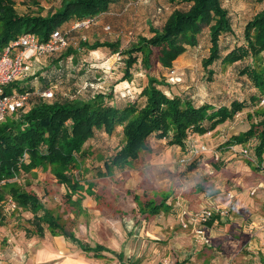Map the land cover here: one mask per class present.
Wrapping results in <instances>:
<instances>
[{"label": "rangeland", "instance_id": "1", "mask_svg": "<svg viewBox=\"0 0 264 264\" xmlns=\"http://www.w3.org/2000/svg\"><path fill=\"white\" fill-rule=\"evenodd\" d=\"M221 1L224 7L229 11L233 28L232 32L225 33L220 38L221 57L223 58L231 50L246 45L244 36L245 27L247 23L264 8V5L258 0ZM128 2L130 6L124 2L123 7L113 8V11L104 15L107 18H104V16L96 18L89 26L83 27L80 30H72L73 22L66 25L64 29L69 34L70 46L72 45L71 48L76 50L79 54L66 58L64 56L48 57L44 58L45 60L43 61H39L38 64L36 63L37 61L35 64L33 61L30 66L29 77L26 78V81H31L32 88H28V90L24 89L23 92L35 91L38 87V91L42 94L43 90L45 91L46 83L51 82L57 84L63 80L62 83H59L56 93L64 95V97H66V95L75 97L74 94H76L86 98L88 94L102 92L111 95L112 99L109 102L111 105H117L119 107L131 101H141L139 97L142 87L148 83L147 71H145L142 65L138 63L134 66L132 69V80L122 81L121 79L124 76L127 56L123 54L119 55V53L115 52L111 47L99 48L93 52L87 49L78 51L77 49L80 41L82 39H87L90 44L96 41H107L111 43L119 41L121 44L120 50H125L130 46V43L136 41L139 36L150 37L151 27L161 28L173 10L188 9L191 3L185 0H130ZM60 3L61 0H16V9L21 15L39 13L47 15L54 12L56 8L59 7ZM108 27H110V29H108ZM210 48L211 41L209 31L205 29L199 36L198 45L193 48H188L187 52L174 62L172 69L163 68L155 61V58H153L152 63L154 69L151 73L157 77L159 81L164 83L160 88L168 95L180 94L183 97H188L193 100L197 106L205 103L213 104L216 107L221 105L230 106L232 101L238 100L247 102V108L238 113L234 119L226 121L215 130L205 135L191 134L185 149L179 146H177V148H175L176 146H169L167 140H162V144L156 147L154 152L161 154L170 152L173 158H179V156L183 158L189 153L188 148L192 144L199 149L203 147L207 148L205 153L194 161L192 160V162H189L186 166H183L185 170L182 171V185L188 184V196H195L197 193L201 192L212 193L216 196L215 199L214 197L209 199L210 202L206 200L208 205H210L209 208L214 213L211 219L218 218V220H220L221 217H223L225 221L231 218H238L241 220V232L237 233L233 227L231 230H228L227 233V231L223 230L222 226H218V228L221 229L219 231L215 230L213 236H218L219 240L223 239L226 243L228 242L226 236H229V234H231L234 239H238L240 235L242 236L245 232L250 233L251 235H247V237L253 239L257 244L255 247H251L252 244L249 246L244 245L243 240L245 241L246 238L243 237V240L240 239L242 245H240V242L238 244L235 242L237 245L233 247L229 246L230 248L227 247L229 244L220 245L221 247L216 245L213 236L208 235L207 228L211 227L210 219L206 223L196 224L198 229H196L194 233L191 232V235L193 236L194 234V239H197L199 242L196 246H192L189 243L188 245L186 244L184 248L180 249L182 255L181 262L184 261L185 256L192 257L191 253L193 252L195 256L194 260L191 261V259H187L186 263L261 264V258L264 257V230L261 225L258 226V223L253 225L252 218H247L248 215L244 210L251 209V204L253 203L255 206L253 210L255 209V211H258L260 215L264 214V206H262V202L264 201V173L262 172L264 168H262V170L257 166H264V162L260 163L255 157L253 147L257 141L254 139L250 141L248 139L246 140V136L243 133H245L250 125L257 120L256 115L250 114L249 116L248 113L254 112L257 109L264 110V95H261L255 88L253 82L242 74L243 69L253 63L250 57L232 65L222 63V59L219 60L209 68L214 71L212 78H210L211 75L208 72L209 70L205 69L202 65L203 59L209 56ZM139 59H141V56H139ZM52 60H54V62ZM57 61H60L65 77L59 78L55 74L56 69L54 65ZM38 71L39 74H42L40 81L39 79L34 80V76ZM88 82H93V90L85 92L83 87ZM23 85L22 81H18L10 87L11 90L16 89L17 91H22ZM31 96L32 95H30V97ZM253 96L259 97V101L254 102L251 99ZM97 135V147L94 146V151L85 152L84 161L80 164V168L76 169L74 173L78 174L79 172L80 177L74 176V180L81 181V185H83L82 188L94 180V183L97 184L92 183L90 185L95 187V191H92L91 188L84 191V193L71 194V198L67 199L66 194L69 192L68 188L66 185H60L57 182V179L51 173L50 167L45 169H34L30 172L22 171L17 179L11 180V182H16V185L25 191H37L43 204L52 211L55 217H58L60 223L66 227V230L91 246L98 243L104 245L114 244L110 242V240L115 235V231H113L115 227L114 221L118 217H115L116 213H112L115 212L114 209L118 207L122 208L121 203H133L134 197L138 196V201L143 204L146 202H153L156 197V195H153L151 192L149 194L142 192L137 194L135 190H125L126 181L123 177L112 176L107 180H102L103 177L100 176H103V174L95 173V170H100L103 165V161L100 157L95 156L96 153H100V156L103 157L111 155L123 140L121 128H117L112 136L104 133H97ZM245 140L248 142L245 143ZM151 142L153 144L158 143L155 138H153ZM106 145L108 146L106 147ZM242 149H248L249 154L247 156L244 155ZM229 150L237 153V156H239L238 160L240 163H237L234 169L233 166H228V163L226 165L224 164V154ZM151 151L152 147L150 151L145 152ZM215 156H219L220 159L216 160ZM208 160H210L209 162L211 165H214L217 170L221 171L219 173L217 171L215 175L210 176L215 178L219 174V177L213 184L216 185L215 189H212L213 185L207 187L204 184L208 181L205 178V173L202 172L201 169L205 170L206 163L204 162ZM102 169L105 172V169ZM197 169L199 171L191 173L192 170ZM89 170L92 171L90 172ZM92 173L97 175L93 177L91 176ZM200 175L204 178L200 180V185H202L203 189L199 187L200 185L196 186V181L199 180L201 177ZM97 178L101 179V185ZM54 179L56 181L55 183H53ZM108 185L111 189L108 188ZM191 187L192 189H190ZM193 188L197 190H193ZM7 199H9V197ZM90 201L96 202L95 206L99 208V210L94 208L90 209ZM157 201H162L159 196L157 197ZM236 203L241 204L236 205V209L241 208L240 212H236L235 210L234 204ZM106 204L111 205L112 209L108 210L105 208L106 206L103 207L104 209H100L101 205ZM184 209H182L181 214L177 216L179 220L177 228L180 227L189 234V231L193 229L194 225L188 224L186 227H183L182 221L188 222L190 214L199 212L200 210L192 209L193 211H190L191 213L188 211V214L182 216ZM120 210L116 211L119 212ZM23 211L25 210H20L18 206L17 209L11 210L8 205L4 203L3 213L5 218L0 225V262L2 264H4V262H11L9 259H6L5 256L6 252L9 250L10 244L4 236V227L8 226L11 222L18 223L22 220V222L24 221V229L29 228L32 234L39 236L35 232V227L31 222L25 219ZM169 211L170 210H165L163 213H168ZM172 214L174 213L172 212ZM175 214L177 213L175 212ZM243 219H246V222ZM198 230L203 231L204 234H200ZM242 230H244V232ZM145 232L146 229L143 233ZM206 239H208V242L205 241ZM42 240L43 238L39 237V247L40 244H42ZM226 250H232L231 254L226 256L225 253H223ZM16 258L17 257L13 255L11 258L12 263H18ZM186 263L182 262V264Z\"/></svg>", "mask_w": 264, "mask_h": 264}, {"label": "trees", "instance_id": "2", "mask_svg": "<svg viewBox=\"0 0 264 264\" xmlns=\"http://www.w3.org/2000/svg\"><path fill=\"white\" fill-rule=\"evenodd\" d=\"M128 1L130 0H61L59 7L47 15H21L17 12L16 0H0V53L12 40L25 33H33L40 41L45 42L58 29L67 34L64 27L71 22L72 30H79L73 29L74 23L87 20L92 22L113 11V5L120 8L125 2L130 6ZM185 1L191 3L188 9L173 10L161 28L151 27L150 37L139 36L125 50H120L119 41H96L90 44L87 39H82L79 43L78 51L87 49L93 52L99 48L111 47L119 55L127 56L122 81L132 80V69L138 63L142 65L147 71L148 83L140 93V103L131 101L122 107L111 105V95L102 92L88 94L86 98L76 94L75 97H64L56 93L54 98L46 99L39 95L36 97V103L29 100L24 110L0 123V225L5 218L4 203L11 197L19 208L33 214L30 222L40 237H43L48 229L53 235H63L71 239L83 251L93 252L95 256H100L101 252H110L102 245L91 247L77 239L74 234H70L35 192L25 191L11 180L20 176L22 171L30 172L50 167L57 182L68 188L66 196L70 199L71 194L82 190L80 181L74 180V176H78L74 175V172L80 168V160L85 157L86 143L99 131L112 136L117 128H121L122 143L105 163L106 175L111 176L115 167H125L138 159L142 152L150 151L153 138L167 140L169 146L185 149L191 134L205 135L226 121L234 119L247 108V102L234 100L230 106L216 107L209 103L197 106L188 97L180 94L168 95L160 88L164 83L151 73L154 69L153 58L163 68L172 69L174 62L185 54L188 48L198 45L199 36L205 29L209 31L211 48L202 65L209 70L210 78L214 71L209 68L219 60L232 65L250 57L253 63L246 66L242 74L253 82L261 95H264V8L245 27L246 45L231 50L222 58L220 38L233 30L229 11L221 0ZM258 1L264 5V0ZM71 46L57 54L40 57L36 63L48 57L66 58L78 55ZM61 66L60 61L54 65L55 74L59 78L65 77ZM41 76L39 71L36 72L34 80L40 81ZM42 80L44 81L43 77ZM62 82L46 83L45 90L51 86L59 87ZM86 84L87 87H83L85 92L93 90V82ZM6 92L11 93V87ZM251 99L258 102L260 98L253 96ZM248 114L256 115L257 120L243 134L246 140L257 141L253 147L254 154L256 159L262 162L264 110L257 109ZM134 200L138 201V196H135ZM148 205L151 203L148 202ZM158 212L157 207L152 209L153 214ZM31 232V229H27V236H30ZM261 264H264V257L261 258Z\"/></svg>", "mask_w": 264, "mask_h": 264}, {"label": "crops", "instance_id": "3", "mask_svg": "<svg viewBox=\"0 0 264 264\" xmlns=\"http://www.w3.org/2000/svg\"><path fill=\"white\" fill-rule=\"evenodd\" d=\"M117 7V5L112 6V8ZM107 14L109 13H106L105 15ZM104 18L107 17L104 16ZM22 83L24 84L22 86V89L28 90L29 86L32 87L31 81H26L25 79L22 80ZM145 86H143L142 89ZM37 88L35 89V91H31V95L33 97L31 96L30 100L33 101V103L37 102L36 97L41 94V92L38 91ZM97 133L104 132L99 131ZM97 136L98 135L96 134L94 138L90 139L86 143L84 148L85 152L95 150L94 146L97 147L96 144L98 143L96 140ZM157 141V144H153L151 142V152H142L139 155L138 159L132 161L125 167H115L111 176H109L108 174L106 175L105 162L113 156L116 150L113 152V154L106 155L105 157L100 156V153H96L95 155L96 157H100V159L103 161L101 169L95 170V173L103 174V176H100L103 177L102 180H107L112 176L123 177L126 181L124 187L125 190H135L137 194H140L141 192L149 194L151 192L153 195H156L155 200L153 202H149L151 203V205H148V202L142 204V202L134 200L133 203H121L122 208L118 207L119 209H114L115 212L112 214L116 213L115 217H118L114 221L115 227L113 228V231H115V235L110 240V242L114 244L104 245L98 243L94 246H91L90 244L86 243L91 247L102 245L108 248L110 252H101L100 256H95L93 252L88 253L83 251L79 247V245L71 239H68L63 235H53L51 232H49L48 229H46L45 235L41 237L43 238V240L42 244H40L39 247L40 236L34 235L32 233L30 236H27V229L29 228L24 229V221L22 222V220H20L18 223L11 222L8 226L4 227V236L10 244L9 250L8 252H6L5 256L6 259H9V261H11L10 263L4 262V264H182V262L186 263L187 259H191V261H193L195 256L192 252V257L185 256L184 261L181 262L182 255L180 253V249L184 248V246L186 244L188 245L189 243L192 246H196L198 244L199 241L197 239H194V234L193 236L191 235V232L194 233L198 228L196 224H193L194 227L189 231V234L186 230L181 229L180 227L177 228V224L179 223L177 216L181 214V210L184 208L186 209H184V211H186L187 213L188 211L189 213H191L190 211L193 210L209 208V199L213 197L215 199L216 196L208 192H201L197 193L195 196H188V184L182 185V171H184L185 168L180 163L181 157L179 156V158H173L170 155V152H166L165 154L154 152L155 148L162 144V140ZM107 146L108 145H106V147ZM175 148H177V146ZM236 156L237 153H234L230 150L226 151L223 157V160H225L224 164L226 165L228 163V166L231 165L234 169L237 163H240V161L238 160L239 156ZM83 159L80 160V164L84 161ZM209 161L210 160L204 162L206 163V168H204L205 170L201 169V171L205 173V178L208 181L207 183H204L207 187L212 186L215 183L216 179L219 177V174L215 178H212L210 176L215 175L217 171L218 173L221 172L217 170L214 165H211ZM262 162H264V159ZM257 166L259 167V169L264 168V166ZM102 168L105 169V172ZM89 171L91 172L92 170ZM197 171L199 170H192L191 173H195ZM262 173H264V170ZM96 175L97 174L94 173L91 174V176L93 177ZM78 177H80L79 172ZM201 179L204 178H202L201 176L199 180L196 181V186L201 184ZM97 180H99V184L101 185V179L97 178ZM55 182L56 181L54 179L53 183ZM92 183H94V180L93 182H89L87 186H84L82 190L77 192L76 194L80 192L84 193V191L91 188L92 191H95V187H92L90 185ZM215 186L216 185H213L212 189H215ZM199 187L203 189L202 185H200ZM108 188L111 189L109 185ZM190 189H192V187ZM194 189L195 188H193V190ZM35 193L39 196V193H37V191ZM157 195L162 200L161 202L157 201ZM206 200H208V202ZM89 204V206H91L89 207L90 209L94 208L96 210H99V208H96L95 206L96 202L94 203L93 201H90ZM237 204L241 205L239 203L234 204L235 210L236 212H240L241 208L236 209ZM251 205V209L244 210V212L248 215L247 218H252L253 225H256L258 223V226L261 225L262 229L264 230V214L260 215L258 211H255V209L253 210V207H255L253 203ZM104 206H106L105 208H107L108 210L112 209L111 205L108 204L101 205L100 209H102ZM262 206H264V201L262 202ZM155 207L159 209V212L157 214L152 213V209H154ZM46 208L49 209L47 206ZM19 209L21 210V208ZM116 210L120 211L118 212ZM165 210L170 211L168 213H163ZM23 212L25 215V219L30 221L33 217V214L28 211ZM172 212L174 214H172ZM175 212L177 214H175ZM243 220L246 222V219ZM219 221L222 222L223 225ZM240 221L241 220L238 218L226 219V221L223 217H221L220 220H218V218H213L210 221L211 227L207 228L208 235L213 236L215 230L219 231L221 228L219 229L218 226H222L223 230L227 231V233L228 230H231L234 227V230L239 233L241 232L240 229L242 227ZM145 229L146 232L143 233ZM242 231L244 232V230ZM243 235H240V238L238 239H234L231 234H229V236L224 235L228 239V242L226 243L223 239L219 240L218 236L216 235L213 236V240L216 241V245L218 246L229 244L227 245V247L230 248L229 246L233 247L234 245H237L240 242V239L243 240L244 237L246 238L245 241L243 240L244 245L249 246L252 244L251 247H255L257 245L253 239L247 237V235H251L250 233L244 232ZM74 236L76 237V235ZM76 238L79 239L78 237ZM240 245H242L241 242ZM231 252L232 250H226L223 253H225V255L227 256L231 254ZM13 255L14 257H17L16 259L18 260V263H12L11 258L13 257ZM0 264L2 263L0 262ZM186 264L193 263L187 262Z\"/></svg>", "mask_w": 264, "mask_h": 264}, {"label": "built area", "instance_id": "4", "mask_svg": "<svg viewBox=\"0 0 264 264\" xmlns=\"http://www.w3.org/2000/svg\"><path fill=\"white\" fill-rule=\"evenodd\" d=\"M90 20L83 22H76L73 25V29H82L89 26ZM110 29V27H108ZM70 45V37L58 29L52 33L48 41H40V39L33 33H25L16 39L12 40L0 53V123L4 122L8 117L15 115L26 107L30 100L31 92L12 90L11 93H7V89L18 81L25 80L29 77L30 66L40 58L44 56H50L57 54L58 52L67 49ZM88 84L84 86L87 87ZM91 86H93L91 84ZM23 90V89H21ZM58 90V86H51L47 90L43 91L41 96L46 99L54 98ZM68 96V95H66ZM189 153L180 159V163L186 166L189 162L194 161L203 153L207 148H197L192 144L189 148ZM244 155L249 154L248 149H242ZM216 160H219V156H215ZM191 160V161H190ZM15 179V178H14ZM17 179V177H16ZM11 210L17 209V204L11 197L5 201ZM188 214L183 212V216ZM213 211L210 208H203L199 212L190 215L188 222L182 221V226L186 227L188 224H200L208 222L213 216ZM200 234H204L203 231L198 230ZM208 242V239L205 240Z\"/></svg>", "mask_w": 264, "mask_h": 264}]
</instances>
